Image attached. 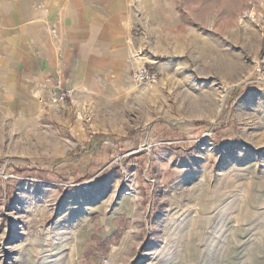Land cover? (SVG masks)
<instances>
[{
	"label": "rangeland",
	"instance_id": "374dc122",
	"mask_svg": "<svg viewBox=\"0 0 264 264\" xmlns=\"http://www.w3.org/2000/svg\"><path fill=\"white\" fill-rule=\"evenodd\" d=\"M125 1L132 52L92 93L0 78V264H264V0Z\"/></svg>",
	"mask_w": 264,
	"mask_h": 264
},
{
	"label": "crops",
	"instance_id": "0c3cea01",
	"mask_svg": "<svg viewBox=\"0 0 264 264\" xmlns=\"http://www.w3.org/2000/svg\"><path fill=\"white\" fill-rule=\"evenodd\" d=\"M125 0H0V78L12 99L45 103L59 80L76 95L131 54ZM120 225V223H118Z\"/></svg>",
	"mask_w": 264,
	"mask_h": 264
},
{
	"label": "built area",
	"instance_id": "2783aa9c",
	"mask_svg": "<svg viewBox=\"0 0 264 264\" xmlns=\"http://www.w3.org/2000/svg\"><path fill=\"white\" fill-rule=\"evenodd\" d=\"M131 79L135 84L149 85L156 82L157 72L151 71L144 66H140L138 69L133 70L131 73ZM74 90L71 87L63 86V84L57 80L48 88L45 104L49 105H63L72 102L74 97ZM109 260L104 258L102 264H108Z\"/></svg>",
	"mask_w": 264,
	"mask_h": 264
},
{
	"label": "trees",
	"instance_id": "16d2710c",
	"mask_svg": "<svg viewBox=\"0 0 264 264\" xmlns=\"http://www.w3.org/2000/svg\"><path fill=\"white\" fill-rule=\"evenodd\" d=\"M75 163V162H74ZM52 167H50V170L54 173H60L61 175L59 177L63 178V179H66L67 177V173L70 172L73 167L74 169L71 171V172H75L76 169H78V166H73V165H78V164H63V165H59L60 163L59 162H53V163H49ZM23 170V169H22ZM44 169L42 168H39V167H35L34 170H32V172H35V173H42ZM79 170V169H78ZM19 171V169H18ZM56 173V174H57Z\"/></svg>",
	"mask_w": 264,
	"mask_h": 264
},
{
	"label": "bare ground",
	"instance_id": "6f19581e",
	"mask_svg": "<svg viewBox=\"0 0 264 264\" xmlns=\"http://www.w3.org/2000/svg\"><path fill=\"white\" fill-rule=\"evenodd\" d=\"M71 241L73 242V246L70 248V249H72V251H76V246H77V238L75 237V238H72L71 239ZM54 247V249H52V251L51 252H55V254L56 255H58V257H60V258H62V256L64 255V247H63V241L60 243V245L59 246H53ZM58 247V248H57ZM74 251V252H75ZM63 259V258H62ZM64 260V259H63Z\"/></svg>",
	"mask_w": 264,
	"mask_h": 264
}]
</instances>
